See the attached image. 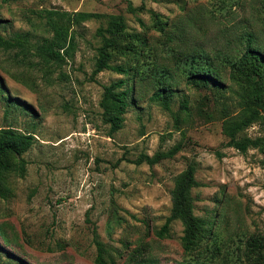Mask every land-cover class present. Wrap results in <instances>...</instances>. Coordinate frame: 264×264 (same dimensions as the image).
<instances>
[{"label": "rangeland", "instance_id": "1", "mask_svg": "<svg viewBox=\"0 0 264 264\" xmlns=\"http://www.w3.org/2000/svg\"><path fill=\"white\" fill-rule=\"evenodd\" d=\"M44 9L102 15L71 26L76 46L64 61L23 65L15 62L18 48H0V126L36 139L23 154L25 174L10 175L11 194L0 198V232L9 238H0V264H96L95 234L114 255L112 264L188 261L179 220L167 236L155 230L170 213L174 177L189 163L198 181L193 212L211 223L193 258L264 264V258L249 259L245 248L249 237L264 235L263 152L227 146L222 131L223 116L242 110L241 92L194 87L186 78L191 57L200 53L228 84L229 62L248 43L264 55V0H0V34L28 32L33 62L36 44L49 35ZM109 14L122 15L126 24L112 63L135 68L132 103L111 136L99 101L103 85L124 75L104 69L92 77L96 30ZM158 80L174 90L170 109L151 99ZM8 95L22 108L8 107ZM183 97L187 111L180 109ZM243 133L264 135V120ZM177 143L172 157L133 162Z\"/></svg>", "mask_w": 264, "mask_h": 264}, {"label": "trees", "instance_id": "2", "mask_svg": "<svg viewBox=\"0 0 264 264\" xmlns=\"http://www.w3.org/2000/svg\"><path fill=\"white\" fill-rule=\"evenodd\" d=\"M43 17L49 32L36 44V55L39 60L33 62L27 55L30 53L28 44V32H14L12 35L3 36L0 34V48L12 50L18 48L20 57L15 59L27 65L46 64L51 62L64 61L73 55L76 42L75 35L71 29L72 25L92 17H100L102 14L87 11H62L58 9H44ZM126 24L122 15H107L105 27L97 28L96 33L100 37V44L96 47L94 68L92 77L104 69L112 70L124 77L112 80L103 85L99 105L101 107V120L107 125L108 135H113L119 130L124 122V114L132 103L134 90V66L125 63H112L113 53L120 48V37L124 34ZM161 29H163L161 27ZM180 31V28H179ZM129 50L132 47L128 45ZM18 53V52H17ZM16 53V55H17ZM194 55V54H192ZM193 62L187 69V81L194 87H207L212 90L221 91L225 89H236L241 92L243 107L240 114L224 115L222 131L228 137L227 146H232L241 152L249 148H259L263 152L264 165V135L251 137L244 134V130L259 119L264 120V55L248 43L240 55L229 62V77L231 84L226 83L225 76L220 69L208 60L206 54L191 57ZM229 78V79H228ZM151 99L165 109H170V102L174 94L173 88L166 80H158ZM4 91L2 78H0V94ZM7 106L21 107L17 98L6 96ZM22 108V107H21ZM180 109L187 111L188 103L186 97L180 102ZM9 110V108H8ZM32 132L22 131L11 124L0 126V198H7L12 191L9 176H23L26 172L27 161L23 154L31 148L35 142ZM181 148V143L174 144L167 150L156 151L153 155L141 153L134 163L143 161L152 165L163 158L174 156ZM195 164L189 163L187 167L174 177V184L171 189V208L165 222L155 230L158 237L169 235V224L179 220L183 226L180 244L183 253L189 256L188 261L178 264H201V256L193 258L192 253L199 246L203 238L210 232L211 223L208 218L194 214V203L191 189L198 185L195 178ZM264 187V184H263ZM0 238L8 241V235L0 232ZM96 246V264L115 263L114 255L106 248L105 243L94 236ZM246 256L249 259L264 258V235L249 237L245 242Z\"/></svg>", "mask_w": 264, "mask_h": 264}]
</instances>
